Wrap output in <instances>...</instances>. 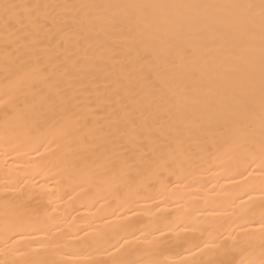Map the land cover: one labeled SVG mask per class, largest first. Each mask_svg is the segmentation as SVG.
I'll list each match as a JSON object with an SVG mask.
<instances>
[{
	"label": "bare ground",
	"instance_id": "6f19581e",
	"mask_svg": "<svg viewBox=\"0 0 264 264\" xmlns=\"http://www.w3.org/2000/svg\"><path fill=\"white\" fill-rule=\"evenodd\" d=\"M0 264H264L261 0H0Z\"/></svg>",
	"mask_w": 264,
	"mask_h": 264
},
{
	"label": "snow or ice",
	"instance_id": "6c2138e0",
	"mask_svg": "<svg viewBox=\"0 0 264 264\" xmlns=\"http://www.w3.org/2000/svg\"><path fill=\"white\" fill-rule=\"evenodd\" d=\"M18 7L19 6L17 5L7 4V3L0 5V8L3 9V19L6 27L12 26V20L14 18L18 19V17L16 16V9ZM261 9H262V15H264V0H261Z\"/></svg>",
	"mask_w": 264,
	"mask_h": 264
}]
</instances>
